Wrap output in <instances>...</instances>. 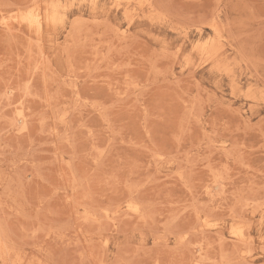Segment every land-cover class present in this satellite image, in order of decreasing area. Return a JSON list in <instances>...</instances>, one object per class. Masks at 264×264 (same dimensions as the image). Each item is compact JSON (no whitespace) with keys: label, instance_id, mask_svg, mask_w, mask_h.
Instances as JSON below:
<instances>
[{"label":"rangeland","instance_id":"rangeland-1","mask_svg":"<svg viewBox=\"0 0 264 264\" xmlns=\"http://www.w3.org/2000/svg\"><path fill=\"white\" fill-rule=\"evenodd\" d=\"M0 264H264V0H0Z\"/></svg>","mask_w":264,"mask_h":264},{"label":"bare ground","instance_id":"bare-ground-1","mask_svg":"<svg viewBox=\"0 0 264 264\" xmlns=\"http://www.w3.org/2000/svg\"><path fill=\"white\" fill-rule=\"evenodd\" d=\"M148 1V0H147ZM145 3H147V2H145ZM149 3V2H148ZM147 3V4H148ZM145 5V4H144ZM42 14H44V17L48 20V15H49V11L48 10H45L44 12L42 11ZM64 14V13H63ZM34 15H36L35 13H34ZM34 15H33V17H34ZM36 16H38V15H36ZM39 16H41V15H39ZM37 19H39V18H37ZM36 20V19H35ZM40 20H41V18H40ZM36 21H38V20H36ZM38 22H40V21H38ZM43 25V24H42ZM212 28V27H211ZM215 30V29H214ZM208 45V44H207ZM207 45H205V46H207ZM210 49V48H209ZM208 49V50H209ZM213 50V49H212Z\"/></svg>","mask_w":264,"mask_h":264}]
</instances>
